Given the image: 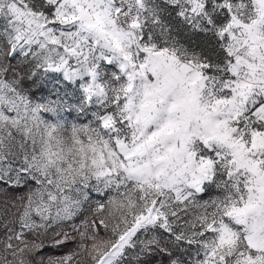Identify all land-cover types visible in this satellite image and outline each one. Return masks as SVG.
I'll use <instances>...</instances> for the list:
<instances>
[{
  "label": "snow or ice",
  "instance_id": "6c2138e0",
  "mask_svg": "<svg viewBox=\"0 0 264 264\" xmlns=\"http://www.w3.org/2000/svg\"><path fill=\"white\" fill-rule=\"evenodd\" d=\"M0 264H264V0H0Z\"/></svg>",
  "mask_w": 264,
  "mask_h": 264
}]
</instances>
